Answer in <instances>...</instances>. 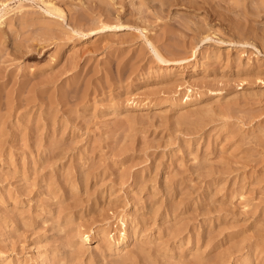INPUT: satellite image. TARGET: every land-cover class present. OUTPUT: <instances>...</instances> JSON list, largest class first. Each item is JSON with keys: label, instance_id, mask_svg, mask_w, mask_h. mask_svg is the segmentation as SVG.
<instances>
[{"label": "rangeland", "instance_id": "obj_1", "mask_svg": "<svg viewBox=\"0 0 264 264\" xmlns=\"http://www.w3.org/2000/svg\"><path fill=\"white\" fill-rule=\"evenodd\" d=\"M48 1L0 0V264H264V0Z\"/></svg>", "mask_w": 264, "mask_h": 264}, {"label": "bare ground", "instance_id": "obj_2", "mask_svg": "<svg viewBox=\"0 0 264 264\" xmlns=\"http://www.w3.org/2000/svg\"><path fill=\"white\" fill-rule=\"evenodd\" d=\"M46 1H48V0H46ZM52 1H48V2H45V0H44V3H45V5H46V7H47V12L48 13H50V14H55V15H59L60 17H62V12L60 11V10H58L57 8H59L58 6H57V8L55 7V6H53V5H56V4H54L53 2L51 3ZM60 9V8H59ZM101 22H103V21H101ZM8 25V21H6V20H4V19H1L0 20V26H7ZM117 27H119V28H123V25L122 24H113V25H104L103 26V28L105 29V28H117ZM149 44H150V46L152 47V49H153V52H154V54H155V56L158 58V60L160 61V62H165V64L166 63H168V62H170V60H167L164 56H163V54L162 53H160V51L159 50H157V48L153 45V43L151 42V41H149ZM195 53H196V51H195ZM194 53V54H195ZM174 63H176V61H173ZM171 63V62H170ZM130 225V224H129ZM129 225H128V220L127 219H124V218H122L121 220H120V229H119V233L117 234V236H115V234L114 233H112L111 231H108L107 233H104V238L107 240V242H108V245H110V247H111V251L113 252V251H116V250H119L120 249V247H121V245H126L127 243H129V242H131L132 240H134L135 241V239H137L135 236H136V234H132V236L131 235H129L128 233V228H129ZM135 229V228H134ZM133 230V229H132ZM106 232V231H105ZM135 232V231H134ZM79 233H82L81 235L79 234V236H81L82 237V241L83 242H87V241H90L91 240V237H90V235L88 234V232L86 233V231H84V232H79ZM136 233V232H135ZM80 238V237H79ZM104 239V240H105ZM106 242V241H105ZM107 242H106V244H107ZM107 245V246H108ZM128 245V244H127ZM109 247V246H108ZM123 249V248H122ZM124 250V249H123ZM109 251H110V249H109ZM110 251V252H111ZM122 252V251H121ZM120 252V253H121ZM2 254V253H1ZM1 254H0V258H1ZM117 254V253H116ZM4 258V257H3ZM7 259H9V258H6V260ZM2 260V259H1Z\"/></svg>", "mask_w": 264, "mask_h": 264}]
</instances>
